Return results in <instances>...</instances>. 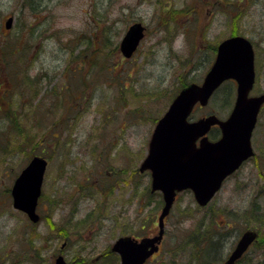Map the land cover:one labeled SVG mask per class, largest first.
<instances>
[{
	"label": "rangeland",
	"instance_id": "rangeland-1",
	"mask_svg": "<svg viewBox=\"0 0 264 264\" xmlns=\"http://www.w3.org/2000/svg\"><path fill=\"white\" fill-rule=\"evenodd\" d=\"M135 22L144 26V38L126 60L118 43ZM233 31L254 44L250 96L260 94L264 0H0V264H54L58 256L68 264H105L96 257L119 236L155 235L162 203L138 168L156 120L182 82H202L213 49ZM235 95V84L225 82L191 119L212 113L225 119ZM261 110L252 138L256 156L246 165L249 195L222 192L215 203L249 208L247 226L262 240L250 248L248 264L264 260ZM31 153L47 159L35 223L10 197ZM201 211L192 195L180 194L162 249L144 264L210 262V251L196 248Z\"/></svg>",
	"mask_w": 264,
	"mask_h": 264
},
{
	"label": "water",
	"instance_id": "water-1",
	"mask_svg": "<svg viewBox=\"0 0 264 264\" xmlns=\"http://www.w3.org/2000/svg\"><path fill=\"white\" fill-rule=\"evenodd\" d=\"M12 19L5 22L6 29ZM144 36L141 23L132 24L119 43V51L129 58ZM226 80L236 82L234 105L224 120L208 115L191 121L190 114L196 104L207 105L209 99ZM255 80L254 51L249 40L242 36L229 37L216 48L212 66L201 84L191 83L173 98L168 109L157 121L152 132L148 152L139 171L150 170L152 191L160 190L164 205L159 217L158 236L140 243L130 238L119 239L113 251L121 255V264H142L157 247L160 240L162 219L168 214L175 192L190 189L199 205L206 204L218 191L222 181L234 172L242 162L253 155L250 138L258 113L264 103V93L250 96ZM217 125L221 137L209 142L207 131ZM201 138L197 146L196 141ZM46 161L34 157L15 178L11 187L12 207L37 222L36 206ZM256 233L246 232L234 252L223 264H233L255 239ZM151 247V249H148ZM55 264H66L61 257Z\"/></svg>",
	"mask_w": 264,
	"mask_h": 264
},
{
	"label": "flooded vegetation",
	"instance_id": "flooded-vegetation-1",
	"mask_svg": "<svg viewBox=\"0 0 264 264\" xmlns=\"http://www.w3.org/2000/svg\"><path fill=\"white\" fill-rule=\"evenodd\" d=\"M237 35L242 36L238 34L236 31L235 32L233 31L230 33L229 37L237 36ZM213 50H215V53H214V56H215L216 48H214ZM263 108H264V105L262 106L261 109ZM220 136H221V132L217 126H212L210 130H208L206 133V138L209 142L217 141L220 138ZM200 141H201V138H199L196 141L197 146L200 144ZM251 147L254 152L253 157L243 162L239 168H237L232 174H230L223 180L220 189L215 193L211 202L207 203L205 206L196 205L199 211L204 210V211H201L203 212V215L201 218H199L197 229H196V241H197L196 248H197V251H200V253H203V254L209 253V252H204L206 250L210 251V258H208L210 262L208 263L223 264L234 252L237 246V243L242 238V236L246 232L252 231L256 233L255 239L247 247V249L241 254V256L234 262V264H248L250 261L248 257V252L250 248L252 246L254 247V246L259 245L262 240V238L259 235V231L256 230L255 227L247 226V219H248L247 214H249V208L247 209V206H244L245 208L243 210H240V208L237 205L239 203L237 204L233 203V207L231 206V204L228 205L227 207L225 206L221 207V206L215 205L218 198L221 196L222 192L224 195L234 193V192H238V193L247 192V195H249L248 185L251 179L250 178L251 174L249 175L246 174V165L250 162L251 159L254 158V156H256V151L252 145V140H251ZM253 165L255 166V169H257V167L260 168V162H259V165L255 164L254 162ZM142 173L148 176L149 182L151 185V181H152L151 173L149 171H144ZM255 175L258 176L259 179L263 178V173L261 170H258V172H256ZM184 192L192 195V193L188 190H185ZM149 193L155 194L151 191ZM157 195H159L161 198L160 193H157ZM178 195L179 193L176 194L175 199L178 197ZM224 195H223V200L228 201L229 203L230 201L226 200L224 198ZM240 199L244 201V198H240ZM263 218L264 216L262 215L261 219ZM240 222H242V228H239L236 231V228L239 226ZM153 236L155 235L154 234L152 235L143 234L140 237L137 236L138 238L137 237H133V238L138 239V241H140L142 238L153 237ZM120 237H128V236H119V238ZM164 237H165V231L163 233V237L160 241V244L158 246V252L156 254H158L160 250L162 249V246L164 244V239H165ZM112 246L110 248H108L107 246L106 252L101 253L96 258L103 260L105 264L111 263L114 259L116 263L120 264L121 263L120 255L112 250ZM207 246H210V248H207ZM156 254L151 255L149 259H152L153 257H155L154 255ZM109 260L111 261L109 262ZM71 261H72L71 264L76 263L74 259Z\"/></svg>",
	"mask_w": 264,
	"mask_h": 264
},
{
	"label": "trees",
	"instance_id": "trees-1",
	"mask_svg": "<svg viewBox=\"0 0 264 264\" xmlns=\"http://www.w3.org/2000/svg\"><path fill=\"white\" fill-rule=\"evenodd\" d=\"M100 42H101V41H99V43H100ZM115 48H116V47H115ZM92 52H93V51H92ZM93 54H94V53H93ZM93 56H97V55H95V54H94ZM94 60L96 61V60H97V58H94ZM96 63H97V61H96ZM100 66H101V67H104V66H102V65H101V63H100ZM24 79H25V80H29V78H28V77H26V78H24ZM36 79H37V78H33V79H32V80H33V82H35V81H36ZM82 82H84V79L82 80ZM181 84H182V87H183L184 85H186V83H185V82H182ZM68 91H69V90H68ZM58 94H59V95H62V96H66V95H67L66 93H65V94H64V93H62V90H61V91H60ZM143 96H144V95H143ZM228 99H229V98H228ZM228 103H229V102H228ZM34 155H36V154H34V153H31V156H34ZM81 222H82V223H85V222H86V220H85V219H83V220H81ZM85 224H86V223H85ZM31 241H32V239H31V238H29V239L27 240V242H28V243H30ZM260 264H264V261H261V263H260Z\"/></svg>",
	"mask_w": 264,
	"mask_h": 264
}]
</instances>
